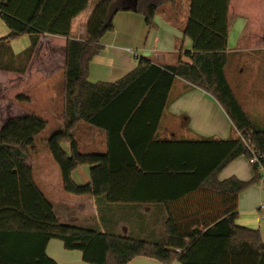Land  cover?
Returning a JSON list of instances; mask_svg holds the SVG:
<instances>
[{
  "label": "trees",
  "instance_id": "trees-1",
  "mask_svg": "<svg viewBox=\"0 0 264 264\" xmlns=\"http://www.w3.org/2000/svg\"><path fill=\"white\" fill-rule=\"evenodd\" d=\"M169 0H101L87 22L85 40L69 39L64 69V129L48 138L67 192L106 195L110 203L163 204L169 218L163 242H149L63 223L34 179L32 149L47 120L31 113L13 117L0 130V264H58L47 253L51 239L79 250L90 264H127L137 256L164 264H264L259 229L239 225V197L251 182L218 174L253 148L263 156L264 129L256 127L231 88L228 17L250 22L249 47H264V0H191L185 35L192 51L176 65L141 58L116 82L89 80L90 62L101 38L114 30L120 11L144 15L152 25ZM89 0H0V16L10 34L0 38V71L24 74L42 33L69 36L72 20ZM29 34V48L15 55L10 39ZM186 57L188 61L182 58ZM177 77L211 94L242 137L157 140L156 133ZM20 96L19 101L27 100ZM106 132L105 153H83L74 140L79 122ZM70 142V154L62 144ZM154 160V163L149 164ZM91 166V182L77 185L72 172ZM260 175L257 165H253Z\"/></svg>",
  "mask_w": 264,
  "mask_h": 264
},
{
  "label": "crops",
  "instance_id": "crops-1",
  "mask_svg": "<svg viewBox=\"0 0 264 264\" xmlns=\"http://www.w3.org/2000/svg\"><path fill=\"white\" fill-rule=\"evenodd\" d=\"M100 1L89 0L87 8L72 20L69 36L39 34L26 72L9 73L20 77L25 84L41 86L38 96H28L23 103L31 105L34 99L46 102L42 111L39 108V111L25 109L23 112L37 113L48 122L46 132L37 136L32 149L34 179L63 223L149 242H163L169 218L163 204L110 203L106 195L67 192L60 167L47 146L48 133L64 129V69L68 40L87 38V22ZM190 5L191 0L166 1L158 9L152 25L145 22L141 13L118 12L114 18V30L101 38L103 48L90 62L89 80L93 83L116 82L134 70L141 58L160 66L176 65L184 52L193 49V41L185 35ZM228 29L227 80L252 123L264 129V47H249L250 24L245 15L230 13ZM9 34L10 29L0 16V38ZM32 41L31 35L24 34L8 43L13 53L18 55L29 48ZM182 59L188 61L186 57ZM237 69H240V74L249 72L251 79H232ZM241 137L225 109L211 94L180 77L175 79L156 133L157 140H228ZM74 140L83 153L102 154L107 150L106 132L83 121L74 130ZM62 147L70 154V142H64ZM152 163L154 160L149 164ZM217 177L220 181L236 177L251 182L240 194L237 223L259 229L264 242V183L261 172L257 175L249 158L242 155L229 163ZM72 178L77 185L90 183L91 166L77 167ZM47 253L58 264H90L83 261L81 251L66 249L59 239L49 241ZM127 264L163 263L137 256Z\"/></svg>",
  "mask_w": 264,
  "mask_h": 264
},
{
  "label": "rangeland",
  "instance_id": "rangeland-1",
  "mask_svg": "<svg viewBox=\"0 0 264 264\" xmlns=\"http://www.w3.org/2000/svg\"><path fill=\"white\" fill-rule=\"evenodd\" d=\"M245 69H248V67L246 66ZM9 73L11 72L0 71V128L10 118L31 114L28 112L23 113L25 109L27 111H39L40 108V111H42V107H45L44 104H46V102L43 103L37 101L36 99L33 100V103L31 105L25 104V102L23 103V101H19L18 98L20 96H31V98L38 96V94H40L39 91L41 90V86L38 87L36 85L25 84L20 77L16 78L14 77L15 75H11ZM239 77H243L242 79L244 80H249L252 76L249 75V72L248 74H240V69H237L232 79H237ZM46 130L44 132H46ZM54 132L48 133L49 137ZM40 143L41 142L38 141V146L41 145ZM36 176L37 171L35 170V177Z\"/></svg>",
  "mask_w": 264,
  "mask_h": 264
},
{
  "label": "built area",
  "instance_id": "built-area-1",
  "mask_svg": "<svg viewBox=\"0 0 264 264\" xmlns=\"http://www.w3.org/2000/svg\"><path fill=\"white\" fill-rule=\"evenodd\" d=\"M250 153H251V158L249 159L250 163L252 165H257L259 171L262 174V181L264 183V160H263V156L261 154H259L256 150H254L253 148H250Z\"/></svg>",
  "mask_w": 264,
  "mask_h": 264
}]
</instances>
